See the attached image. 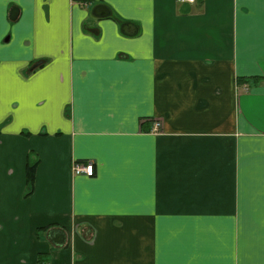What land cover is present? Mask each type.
<instances>
[{"label": "crops", "instance_id": "0c3cea01", "mask_svg": "<svg viewBox=\"0 0 264 264\" xmlns=\"http://www.w3.org/2000/svg\"><path fill=\"white\" fill-rule=\"evenodd\" d=\"M0 264H264V0H0Z\"/></svg>", "mask_w": 264, "mask_h": 264}, {"label": "built area", "instance_id": "2783aa9c", "mask_svg": "<svg viewBox=\"0 0 264 264\" xmlns=\"http://www.w3.org/2000/svg\"><path fill=\"white\" fill-rule=\"evenodd\" d=\"M180 3H194L196 0H177ZM160 121L155 122V130H160ZM72 171L76 175H87L91 176L95 172L94 163L92 161H79L75 160L72 163Z\"/></svg>", "mask_w": 264, "mask_h": 264}, {"label": "trees", "instance_id": "16d2710c", "mask_svg": "<svg viewBox=\"0 0 264 264\" xmlns=\"http://www.w3.org/2000/svg\"><path fill=\"white\" fill-rule=\"evenodd\" d=\"M245 81L250 83L249 79H246ZM26 135L28 133L24 132ZM29 135V134H28ZM39 160V159H38ZM38 160H33L30 157L28 158V164H27V190L25 193V196H29L35 186V176H36V166L38 164Z\"/></svg>", "mask_w": 264, "mask_h": 264}, {"label": "water", "instance_id": "95a60500", "mask_svg": "<svg viewBox=\"0 0 264 264\" xmlns=\"http://www.w3.org/2000/svg\"><path fill=\"white\" fill-rule=\"evenodd\" d=\"M125 26V25H124ZM123 26V27H124ZM52 238L54 239V240H57L58 241V244H62V239L61 238H59L58 236H56V237H54V234H52Z\"/></svg>", "mask_w": 264, "mask_h": 264}]
</instances>
